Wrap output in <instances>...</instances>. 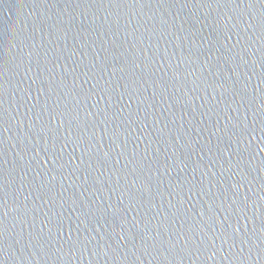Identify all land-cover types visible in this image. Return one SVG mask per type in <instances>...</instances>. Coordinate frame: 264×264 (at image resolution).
Instances as JSON below:
<instances>
[{
    "label": "water",
    "instance_id": "95a60500",
    "mask_svg": "<svg viewBox=\"0 0 264 264\" xmlns=\"http://www.w3.org/2000/svg\"><path fill=\"white\" fill-rule=\"evenodd\" d=\"M2 264H264V0H0Z\"/></svg>",
    "mask_w": 264,
    "mask_h": 264
},
{
    "label": "snow or ice",
    "instance_id": "6c2138e0",
    "mask_svg": "<svg viewBox=\"0 0 264 264\" xmlns=\"http://www.w3.org/2000/svg\"><path fill=\"white\" fill-rule=\"evenodd\" d=\"M0 264H2V262H0Z\"/></svg>",
    "mask_w": 264,
    "mask_h": 264
}]
</instances>
